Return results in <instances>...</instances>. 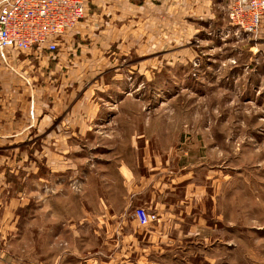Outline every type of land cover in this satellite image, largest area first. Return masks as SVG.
<instances>
[{
	"label": "rangeland",
	"instance_id": "obj_1",
	"mask_svg": "<svg viewBox=\"0 0 264 264\" xmlns=\"http://www.w3.org/2000/svg\"><path fill=\"white\" fill-rule=\"evenodd\" d=\"M230 2L87 0L57 53L0 56V264H264V27ZM154 155L180 220L128 255L112 178Z\"/></svg>",
	"mask_w": 264,
	"mask_h": 264
},
{
	"label": "built area",
	"instance_id": "obj_2",
	"mask_svg": "<svg viewBox=\"0 0 264 264\" xmlns=\"http://www.w3.org/2000/svg\"><path fill=\"white\" fill-rule=\"evenodd\" d=\"M87 0H0V56L9 53H57L65 35L86 15ZM230 24L248 34L264 24V0H231ZM134 218L141 227L158 221L139 209Z\"/></svg>",
	"mask_w": 264,
	"mask_h": 264
},
{
	"label": "crops",
	"instance_id": "obj_3",
	"mask_svg": "<svg viewBox=\"0 0 264 264\" xmlns=\"http://www.w3.org/2000/svg\"><path fill=\"white\" fill-rule=\"evenodd\" d=\"M211 1V0H210ZM88 4V3H87ZM86 4V9H87ZM264 27V25H263ZM15 53L8 55L16 56ZM25 54V53H20ZM32 57L40 56L36 53H26ZM163 157L154 155L146 157L144 163L136 166L119 165L115 173V178H112L113 186L122 185L128 194L129 203L138 208H144L150 213H156L160 219L157 223L143 227L144 233L136 235L134 232L119 234V238L127 242L129 245V253L137 250L138 245H142L144 253L160 250V243H164L166 233L163 228L170 226L177 227L180 213L177 208L183 202L178 201L177 186L183 185L184 174L182 167L180 176L175 172L174 166L162 164ZM187 185L191 189V176L187 177ZM189 189V190H190ZM190 191H187V193ZM128 197L126 199H128ZM112 222H114L112 220ZM124 222V221H122ZM128 225L134 230L139 228L137 221H130ZM125 226V223H121ZM120 221L115 226H120ZM155 248V249H154Z\"/></svg>",
	"mask_w": 264,
	"mask_h": 264
}]
</instances>
